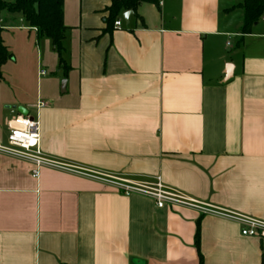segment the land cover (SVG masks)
I'll list each match as a JSON object with an SVG mask.
<instances>
[{
  "label": "crops",
  "instance_id": "crops-1",
  "mask_svg": "<svg viewBox=\"0 0 264 264\" xmlns=\"http://www.w3.org/2000/svg\"><path fill=\"white\" fill-rule=\"evenodd\" d=\"M113 1L65 0L67 74L49 40L35 55L36 30L4 16V36H24L33 57L25 68L15 51L2 69L0 146L8 123L28 115L50 157L133 181L161 177L264 222V17L246 35L244 0H160L109 33ZM34 170L0 154V264H264V239L235 222Z\"/></svg>",
  "mask_w": 264,
  "mask_h": 264
},
{
  "label": "built area",
  "instance_id": "built-area-1",
  "mask_svg": "<svg viewBox=\"0 0 264 264\" xmlns=\"http://www.w3.org/2000/svg\"><path fill=\"white\" fill-rule=\"evenodd\" d=\"M114 27L121 29L122 21H116ZM45 74L42 72V75ZM45 106H47L46 103H40L38 108ZM8 130V144L0 146V154L34 165L33 177L35 179L39 178L42 168L87 178L113 187L126 197L131 195L148 197L156 203L159 209L166 207L194 209L203 215H212L235 222L242 227L244 237L264 239V222L232 211L211 207L189 198L184 193L165 186L161 177H156L150 182L133 181L113 174L87 169L73 163L62 162L44 154L41 148L40 123L28 115H17L8 123Z\"/></svg>",
  "mask_w": 264,
  "mask_h": 264
},
{
  "label": "trees",
  "instance_id": "trees-1",
  "mask_svg": "<svg viewBox=\"0 0 264 264\" xmlns=\"http://www.w3.org/2000/svg\"><path fill=\"white\" fill-rule=\"evenodd\" d=\"M65 0H0V82L3 80V67L14 60L3 41V19L7 14L21 15L29 28L35 29L37 39H47L51 42L56 52L59 65L65 74L68 73L66 55V32L64 23ZM160 0H114L112 5L106 9L109 16L105 19L106 31L113 32L114 24L123 14L133 12L137 18V10L142 4L158 6ZM241 8L245 13L243 27L244 34H251L255 25L259 24L264 17V0H244ZM200 264L203 263L201 258Z\"/></svg>",
  "mask_w": 264,
  "mask_h": 264
},
{
  "label": "rangeland",
  "instance_id": "rangeland-1",
  "mask_svg": "<svg viewBox=\"0 0 264 264\" xmlns=\"http://www.w3.org/2000/svg\"><path fill=\"white\" fill-rule=\"evenodd\" d=\"M21 16V15H20ZM16 21H17V26H18V22H19V16L18 15H15L13 16ZM6 33V32H5ZM13 32L10 33V35H5L3 34V38H4V41L9 49V52L16 58V55L13 53V52H18L20 54V57H21V60L19 61L20 63H24V67L26 68V66L28 65V67L31 66V60H32V57H33V52L31 51V44L30 42H28V40L24 37V36H21L19 35L18 33H14L12 34ZM31 34L33 36H31V43H32V48L35 52V55L37 54L38 50H40V53H42L43 49H42V44L40 45V40L37 39V35L34 34V32H31ZM29 34V35H31ZM5 45V46H6ZM39 46V47H38ZM53 47V46H52ZM28 57V64L27 62H25V60L23 59V57ZM40 57H41V54H40ZM34 62L36 63L37 62V59H34ZM18 64V59H17V63ZM10 80V79H9ZM14 84L12 81L9 82V86L8 88H11L13 89V86L12 85ZM34 89L36 90V84H35V87ZM32 90V88L28 87V92H30Z\"/></svg>",
  "mask_w": 264,
  "mask_h": 264
},
{
  "label": "water",
  "instance_id": "water-1",
  "mask_svg": "<svg viewBox=\"0 0 264 264\" xmlns=\"http://www.w3.org/2000/svg\"><path fill=\"white\" fill-rule=\"evenodd\" d=\"M134 13L133 12H128L124 15V20H125V23L128 25L129 24V21H130V18L131 16H133ZM22 111V110H21Z\"/></svg>",
  "mask_w": 264,
  "mask_h": 264
}]
</instances>
